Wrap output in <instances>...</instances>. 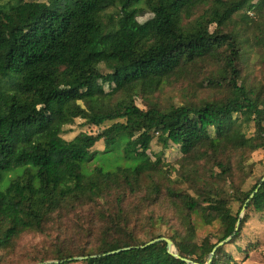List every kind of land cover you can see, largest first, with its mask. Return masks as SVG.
<instances>
[{
    "label": "trees",
    "instance_id": "16d2710c",
    "mask_svg": "<svg viewBox=\"0 0 264 264\" xmlns=\"http://www.w3.org/2000/svg\"><path fill=\"white\" fill-rule=\"evenodd\" d=\"M261 17L264 0H0V264L19 259L29 236L50 245L28 264H187L165 242L139 248L160 238L207 264L248 201L235 243L264 213V174L242 190L247 160L264 149ZM76 120L111 125L66 141ZM170 144L182 156L174 179L159 170ZM76 217L88 221L82 235L67 222ZM197 222L218 224L219 236L198 240ZM232 262L220 247L210 264Z\"/></svg>",
    "mask_w": 264,
    "mask_h": 264
},
{
    "label": "rangeland",
    "instance_id": "374dc122",
    "mask_svg": "<svg viewBox=\"0 0 264 264\" xmlns=\"http://www.w3.org/2000/svg\"><path fill=\"white\" fill-rule=\"evenodd\" d=\"M38 1V0H36ZM4 4L7 5V2H4ZM151 15L146 14L144 17H141L138 19L139 22L144 23L147 21ZM257 25L262 27L264 29V17L258 18ZM259 74H257L258 76ZM201 83V82H200ZM199 84V83H197ZM196 84V86H197ZM199 87H205L207 86L206 83L204 85L199 84ZM206 89L205 91L201 92V96H219L221 95L219 90H211L210 88H203ZM104 90L106 93L110 91V88H108L106 85L104 86ZM138 106L142 109H144V106L137 103ZM83 120H76L75 123L72 126H67L64 128V133L62 138L66 141L72 140L77 134L80 132H85L88 134H98L103 128H106L110 126V123L105 124L101 128L97 129L94 127L84 126ZM253 133V127L252 125H244L243 126V134L246 137H250ZM103 150V143H98L95 145L92 151H96V156L100 157V152ZM161 151V148L156 144L155 139L151 142V154H158ZM181 154L179 153V149L176 146H173L170 144L168 150H166L162 157V165L159 167L160 172L163 174H169L172 179H174L177 174L175 172L171 173V170H177V162L181 158ZM254 164V167L251 170V175L249 178L245 181L244 185L242 186V190L246 191L251 188V186L255 183V177L260 176L264 174V149L259 150L255 153H253L249 159L246 162L247 166H252ZM180 186L179 184H176ZM182 189L187 190L190 189L189 185H183L181 186ZM216 189L218 187L216 186ZM228 193L230 192V189H228ZM103 207L102 202H100L97 206L92 207L91 211L95 213L94 216V222L99 227L100 221L96 218V214L100 211V209ZM230 213L235 215L238 211V205L231 204L229 208ZM244 212L241 214L243 217ZM69 225L71 227L77 226V228L74 230L78 234L82 235V231L88 226V221L84 219H80L78 217L76 218H70L67 220ZM168 231V228L166 226H161L159 228L160 233L165 234ZM138 235L142 240H145L146 242L149 241V234L146 230H144L142 227L138 229ZM99 236V233L94 236V242L97 240V237ZM206 236L216 238L219 236V226L218 224H214L213 226H202L197 222V239L201 240L204 239ZM45 238L41 237H34L29 236L23 240V247L21 251V256L19 259H16L15 257L11 259V261L8 264H28L27 261L30 256L33 254H40L42 255L43 252L49 250L50 240L44 242ZM48 242V243H47ZM84 242V238L82 239L81 243L79 245H82ZM215 243V239L213 241ZM224 250L226 253L230 254L233 258V262L231 264H264V213H253L249 216L247 222L245 223L238 239L235 241V243L230 244V241L226 243L224 246ZM45 262H53L52 260L45 261ZM44 262V263H45ZM58 262V261H57ZM59 264H65L59 263ZM67 264H85L83 261H77L70 262L68 261Z\"/></svg>",
    "mask_w": 264,
    "mask_h": 264
},
{
    "label": "water",
    "instance_id": "95a60500",
    "mask_svg": "<svg viewBox=\"0 0 264 264\" xmlns=\"http://www.w3.org/2000/svg\"><path fill=\"white\" fill-rule=\"evenodd\" d=\"M262 182H264V177L261 180V183ZM259 188H260V185H258L257 189L250 195L249 199H252L254 197V195L257 193ZM247 203H248V201L246 202V204ZM246 204L243 206V208H242V210L240 212V216H239V219H238V221L236 223V227H235V231H234L233 235L231 237H228L224 241H221L218 244H216V246L213 248L211 254L208 257L207 264H210L212 262V259H213V256H214V253L216 252V250L218 248L224 246L226 243H228L234 237V235L237 233V231L239 230V227H240V224H241V220L243 218L241 216V214L244 212V210L246 208ZM159 242H165L167 244L166 250H167V253L169 255L173 256L176 259L182 260L183 262H186L187 264H192L190 261H187L185 259H181L177 255V251H176V248L174 247L173 243L170 240L165 239V238H160V239L148 242L147 244H145L144 246L139 247V248L149 247V246L154 245L155 243H159ZM130 249H132V248H126V249H122V250H117V251H114V252H110V253L104 254L103 256L104 257L111 256V255L118 254L120 252L127 251V250H130ZM97 257L98 256H92L91 258L94 259V258H97ZM87 259H89V258L88 257H78V258H73V259L68 260V261H70V262H72V261H86ZM59 263L60 262L53 261V262H45V263H42V264H59Z\"/></svg>",
    "mask_w": 264,
    "mask_h": 264
}]
</instances>
